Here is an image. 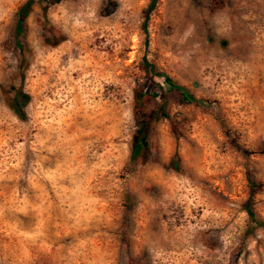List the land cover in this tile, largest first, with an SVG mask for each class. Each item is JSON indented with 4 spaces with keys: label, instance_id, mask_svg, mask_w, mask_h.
Listing matches in <instances>:
<instances>
[{
    "label": "rangeland",
    "instance_id": "374dc122",
    "mask_svg": "<svg viewBox=\"0 0 264 264\" xmlns=\"http://www.w3.org/2000/svg\"><path fill=\"white\" fill-rule=\"evenodd\" d=\"M0 264H264V0H0Z\"/></svg>",
    "mask_w": 264,
    "mask_h": 264
},
{
    "label": "trees",
    "instance_id": "16d2710c",
    "mask_svg": "<svg viewBox=\"0 0 264 264\" xmlns=\"http://www.w3.org/2000/svg\"><path fill=\"white\" fill-rule=\"evenodd\" d=\"M30 2L26 1L24 2L17 10V22H16V30H20L21 29V23L24 19V17L26 16V11L29 7ZM153 4V2H152ZM151 6H149V8L147 9V12H149V10L151 9ZM143 31L145 32V22L143 23ZM166 83H169V81H165ZM172 88H174L175 90L179 91L181 95L184 94V90L181 87L178 86H174L172 85ZM28 101V96L24 93H22L21 91L16 92L13 102L10 104V109L12 110V112L18 117V118H23V111H22V107L27 103ZM147 127L146 125H141L136 134L133 136L132 138V142H131V151H130V155H129V160L133 161L136 157H138L142 151V149H146L145 147V133H146ZM248 184H251L250 179L248 178ZM244 210L246 215L248 216V218L250 219V221H254L253 220V212L250 208V200L248 199L245 203L244 206Z\"/></svg>",
    "mask_w": 264,
    "mask_h": 264
}]
</instances>
